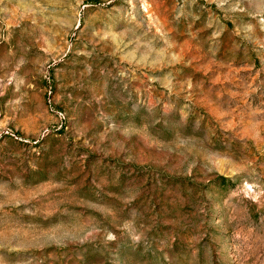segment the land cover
<instances>
[{
	"label": "rangeland",
	"instance_id": "rangeland-1",
	"mask_svg": "<svg viewBox=\"0 0 264 264\" xmlns=\"http://www.w3.org/2000/svg\"><path fill=\"white\" fill-rule=\"evenodd\" d=\"M0 264H264V0H0Z\"/></svg>",
	"mask_w": 264,
	"mask_h": 264
}]
</instances>
